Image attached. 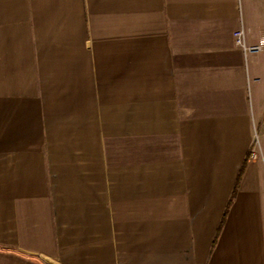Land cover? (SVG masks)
<instances>
[{"label": "crops", "instance_id": "obj_1", "mask_svg": "<svg viewBox=\"0 0 264 264\" xmlns=\"http://www.w3.org/2000/svg\"><path fill=\"white\" fill-rule=\"evenodd\" d=\"M42 255L264 264V0H0V264Z\"/></svg>", "mask_w": 264, "mask_h": 264}, {"label": "built area", "instance_id": "obj_2", "mask_svg": "<svg viewBox=\"0 0 264 264\" xmlns=\"http://www.w3.org/2000/svg\"><path fill=\"white\" fill-rule=\"evenodd\" d=\"M234 40L237 46L241 47L244 52H254L260 49V44H246L244 40V32L242 28L237 29L234 33ZM257 153L254 150H250L249 156L254 158Z\"/></svg>", "mask_w": 264, "mask_h": 264}, {"label": "water", "instance_id": "obj_3", "mask_svg": "<svg viewBox=\"0 0 264 264\" xmlns=\"http://www.w3.org/2000/svg\"><path fill=\"white\" fill-rule=\"evenodd\" d=\"M41 257L44 258L46 261L50 262L51 264H57V262L55 260H52L51 258H49L45 255H42Z\"/></svg>", "mask_w": 264, "mask_h": 264}]
</instances>
